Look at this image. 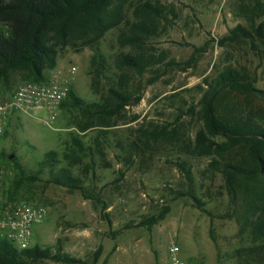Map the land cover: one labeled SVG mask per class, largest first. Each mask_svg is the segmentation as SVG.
<instances>
[{
	"label": "rangeland",
	"instance_id": "374dc122",
	"mask_svg": "<svg viewBox=\"0 0 264 264\" xmlns=\"http://www.w3.org/2000/svg\"><path fill=\"white\" fill-rule=\"evenodd\" d=\"M161 1L167 21L146 43V54L157 62L142 75L127 72L134 93L118 114L87 118L67 99L49 123L45 110L15 113L0 139L4 187L46 208L34 243L76 260L35 264H171L170 244L195 264H259L244 252L247 234L234 218L223 217L229 201L224 182L207 169L210 157L198 154L196 134L204 126L199 100L219 72L244 69L264 89V46L230 33L261 22L264 0ZM122 27L106 31L96 49L65 47L45 80H67L84 104L101 102L110 78L116 79L114 56L129 51L118 42ZM95 52L103 64L99 77L90 64ZM24 81L18 72L0 82V101ZM49 150L60 160L52 173L37 165ZM16 164L36 179L24 180ZM60 166L82 190L53 181ZM187 192L197 201L176 197ZM164 206L169 211L163 219L150 229L140 225Z\"/></svg>",
	"mask_w": 264,
	"mask_h": 264
},
{
	"label": "trees",
	"instance_id": "16d2710c",
	"mask_svg": "<svg viewBox=\"0 0 264 264\" xmlns=\"http://www.w3.org/2000/svg\"><path fill=\"white\" fill-rule=\"evenodd\" d=\"M166 12L161 0H0V82H7L18 72L27 81L46 82L45 73L56 66L61 50L69 45L96 49L106 31L122 24L118 42L129 51L114 56L116 79L110 78L102 101L84 104L69 87L62 102L71 99L87 118L112 119L134 93L127 72L142 75L156 64V59L146 54V43L160 34L162 20L167 21ZM250 26L247 30L237 25L230 30L232 38H255L264 46V19ZM90 64L99 77L103 64L97 52ZM139 99L135 97L136 102ZM199 104L204 126L196 134V148L200 156L210 157L207 169L222 176L229 198L223 217L235 219L239 232L247 234L244 252L264 264V89L255 86V78L246 70L228 67L208 83ZM72 141L82 149L80 140ZM59 163L58 154L49 150L37 165L40 171L52 173ZM16 166L24 180L36 179ZM57 170L55 183L82 190L64 166ZM6 193L9 199L19 200L14 189L8 188ZM183 195L196 200L191 192L176 197ZM168 211L169 206H164L140 225L150 229ZM43 259L76 262L36 243L19 250L0 239V264H35Z\"/></svg>",
	"mask_w": 264,
	"mask_h": 264
},
{
	"label": "built area",
	"instance_id": "2783aa9c",
	"mask_svg": "<svg viewBox=\"0 0 264 264\" xmlns=\"http://www.w3.org/2000/svg\"><path fill=\"white\" fill-rule=\"evenodd\" d=\"M72 72L75 67H71ZM67 80H49L42 83L24 81L7 99L0 101V138L4 134L11 117L17 113L45 110V123L52 121L67 98ZM1 172V170H0ZM46 217V208L37 202L11 200L0 176V239L10 242L17 249H27L34 243V228ZM179 248L170 244L168 254L171 264H195L178 255Z\"/></svg>",
	"mask_w": 264,
	"mask_h": 264
},
{
	"label": "water",
	"instance_id": "95a60500",
	"mask_svg": "<svg viewBox=\"0 0 264 264\" xmlns=\"http://www.w3.org/2000/svg\"><path fill=\"white\" fill-rule=\"evenodd\" d=\"M9 158H12V155H10Z\"/></svg>",
	"mask_w": 264,
	"mask_h": 264
}]
</instances>
